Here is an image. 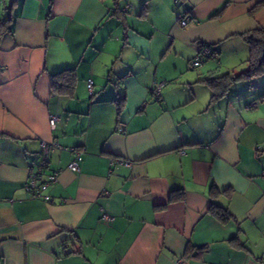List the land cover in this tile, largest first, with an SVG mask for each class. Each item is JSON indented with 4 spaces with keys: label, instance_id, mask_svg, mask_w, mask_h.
<instances>
[{
    "label": "crops",
    "instance_id": "0c3cea01",
    "mask_svg": "<svg viewBox=\"0 0 264 264\" xmlns=\"http://www.w3.org/2000/svg\"><path fill=\"white\" fill-rule=\"evenodd\" d=\"M261 2L0 0L2 264H264V74L213 101L202 81L245 68ZM202 43L216 55L192 66ZM66 69L72 95L54 93ZM42 141L48 201L24 186Z\"/></svg>",
    "mask_w": 264,
    "mask_h": 264
},
{
    "label": "trees",
    "instance_id": "16d2710c",
    "mask_svg": "<svg viewBox=\"0 0 264 264\" xmlns=\"http://www.w3.org/2000/svg\"><path fill=\"white\" fill-rule=\"evenodd\" d=\"M15 3L16 0H9V7L14 5ZM262 4H264V2L255 5L252 11ZM181 16H186V15H181ZM188 16L190 17V15ZM10 21H11V16L1 19L0 21L1 32L10 30V24H9ZM240 35L249 48V54L245 61L246 64L245 68L237 74L225 73L220 76L207 77L204 80H202L210 87L212 91L210 101H213L223 96L234 82L242 79L250 80L254 77L264 74V29L262 28L250 29L248 31L242 32ZM201 45H208L212 48V55L206 58L214 57L216 55V49L212 45L204 44V43H202ZM190 65H191V61H190ZM75 84H76L75 70L66 69L53 75L51 90L57 94L72 95V91L75 87ZM215 191L216 190L212 188L211 192L215 193ZM182 197H183L182 193L178 195L171 194L169 199L170 200L181 199ZM208 210L221 222L229 221L232 218V215L228 212V210L221 205L211 203ZM202 251L203 248H200V252Z\"/></svg>",
    "mask_w": 264,
    "mask_h": 264
},
{
    "label": "built area",
    "instance_id": "2783aa9c",
    "mask_svg": "<svg viewBox=\"0 0 264 264\" xmlns=\"http://www.w3.org/2000/svg\"><path fill=\"white\" fill-rule=\"evenodd\" d=\"M191 18L186 16H180L177 21L180 25L185 26L190 22ZM212 55V48L208 45H200L198 52L191 60L192 66H197L203 62V60ZM164 86V82L154 83L150 92L156 98L160 97L161 89ZM87 87L89 91H92V81L87 80ZM252 106L256 105V102L251 103ZM60 119L58 115H52L49 119L50 125L55 126V123ZM55 146L53 142H41V148L37 159L32 163V168L29 170V174L25 183V189L31 197H41L44 200H49L50 196L45 193V190L53 183L57 182L59 171L49 168L50 151ZM73 157L68 163L67 167L72 172L80 171V161L82 160V151L79 149L71 148ZM125 164H129V161H125ZM102 218L109 219V216L105 213L102 214ZM176 264H185L183 258H178ZM0 264H2L0 262Z\"/></svg>",
    "mask_w": 264,
    "mask_h": 264
}]
</instances>
